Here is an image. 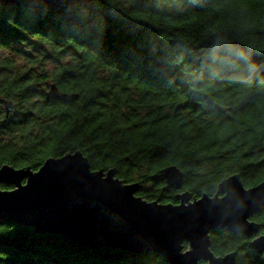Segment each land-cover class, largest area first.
Wrapping results in <instances>:
<instances>
[{
  "label": "trees",
  "instance_id": "1",
  "mask_svg": "<svg viewBox=\"0 0 264 264\" xmlns=\"http://www.w3.org/2000/svg\"><path fill=\"white\" fill-rule=\"evenodd\" d=\"M0 50L27 64L0 60L10 110L0 101V168L37 171L81 151L92 170L116 168L140 184L138 196L165 204L183 191L214 196L236 174L246 188L264 181V0L0 4ZM170 165L185 174L182 190L160 176ZM252 221L264 224V207ZM210 239L217 256L264 264L243 234L213 230ZM0 264L168 263L0 219Z\"/></svg>",
  "mask_w": 264,
  "mask_h": 264
},
{
  "label": "water",
  "instance_id": "2",
  "mask_svg": "<svg viewBox=\"0 0 264 264\" xmlns=\"http://www.w3.org/2000/svg\"><path fill=\"white\" fill-rule=\"evenodd\" d=\"M97 0H0L2 6L73 10ZM51 92L58 93L49 82ZM7 114L9 104L5 100ZM12 104V103H10ZM167 185L184 186L176 165L160 170ZM10 186L2 189L1 185ZM139 183H127L118 170H92L81 151L49 158L35 171L29 167L0 168V219L33 229V234L59 235L96 248L157 253L168 264H237V252L217 256L211 250L213 230L243 234L264 255V224L252 221L264 207V181L246 188L240 175L224 179L214 196L193 198L178 193L176 204L138 196Z\"/></svg>",
  "mask_w": 264,
  "mask_h": 264
},
{
  "label": "rangeland",
  "instance_id": "3",
  "mask_svg": "<svg viewBox=\"0 0 264 264\" xmlns=\"http://www.w3.org/2000/svg\"><path fill=\"white\" fill-rule=\"evenodd\" d=\"M5 57H10V58H13L14 61H15V64H17L19 67H24L26 64V61L20 57V56H15L13 55L12 53H10L9 51H3V50H0V60L5 58ZM48 67L51 69L52 66L51 65H48Z\"/></svg>",
  "mask_w": 264,
  "mask_h": 264
}]
</instances>
